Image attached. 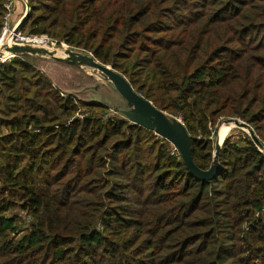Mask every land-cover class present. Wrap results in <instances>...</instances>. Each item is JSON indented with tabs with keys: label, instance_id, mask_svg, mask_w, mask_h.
Listing matches in <instances>:
<instances>
[{
	"label": "trees",
	"instance_id": "16d2710c",
	"mask_svg": "<svg viewBox=\"0 0 264 264\" xmlns=\"http://www.w3.org/2000/svg\"><path fill=\"white\" fill-rule=\"evenodd\" d=\"M28 1L21 29L87 49L181 117L199 168L222 119L264 144V0ZM30 59L0 63V264H264V153L250 135L228 137L217 176L200 179Z\"/></svg>",
	"mask_w": 264,
	"mask_h": 264
},
{
	"label": "water",
	"instance_id": "95a60500",
	"mask_svg": "<svg viewBox=\"0 0 264 264\" xmlns=\"http://www.w3.org/2000/svg\"><path fill=\"white\" fill-rule=\"evenodd\" d=\"M18 55L52 59L82 70H90L91 75L104 80L112 91V93L101 95L102 100L94 99L90 102L108 107L114 112H120L132 124L149 129L170 141L178 151L183 163L194 176L206 180H213L217 176L222 149L221 143L217 142L216 144L214 161L211 167L207 170L199 168L193 158L191 134L182 118L158 108L152 101L136 91L123 73L99 61L92 53L79 51L71 47L59 49L43 45L8 42L1 46L0 63L9 56ZM4 56L6 57L3 58ZM99 88L100 83L95 86L96 90ZM114 95L118 98L117 103L108 101ZM223 122L247 129L257 146L260 149L263 148V143L247 122L238 118H227Z\"/></svg>",
	"mask_w": 264,
	"mask_h": 264
},
{
	"label": "rangeland",
	"instance_id": "374dc122",
	"mask_svg": "<svg viewBox=\"0 0 264 264\" xmlns=\"http://www.w3.org/2000/svg\"><path fill=\"white\" fill-rule=\"evenodd\" d=\"M20 2V5L24 7V12L27 8V3L29 2L28 0H16V4ZM27 16L23 18L26 19ZM18 21V20H17ZM16 21V22H17ZM22 21V22H23ZM250 36V34H249ZM250 38V37H249ZM56 41H59L56 39ZM61 41V40H60ZM59 41V44L53 45L51 48H74L79 51H86L90 52L85 48H80V47H72L71 45H68L64 41ZM62 43H64L62 45ZM1 49V48H0ZM91 53V52H90ZM4 56L3 58H5ZM36 59H30L35 67L37 69H40V72L44 75H46L48 78L51 79L53 85L57 87L63 95L69 94L73 95L75 98L89 102L90 100H102L101 95H105L107 93H112L111 89L107 86L104 80L101 78L91 75L90 70H82L81 68L68 65L59 61H55L52 59H45V58H37ZM29 60V61H30ZM100 83V88L98 90L95 89V86ZM108 100V99H107ZM113 103L118 102V98L116 95H114L110 100ZM87 109V108H85ZM101 110H95L92 111L95 116H98L100 114ZM112 114V115H111ZM119 117L121 118L123 116L122 113L120 112H114L113 110L106 111L104 112V117L107 119L108 117ZM124 117V116H123ZM227 119V118H226ZM225 119H222L221 122L219 123L217 127V132L213 136V145L216 147L217 142L221 143V145H224L225 140L229 137L232 141H238L240 142V139L243 136H248L249 131L247 129L239 128L236 127L234 124H226L224 123ZM241 120V119H240ZM243 121V120H241ZM222 126H225L228 130L226 132V135L221 139V134H220V129ZM140 136L143 137V139H148L151 142L156 141L157 139H160L162 143H165L168 147L169 150L174 151L175 147L174 145L166 140L165 138L157 135L153 131H143ZM165 139V140H164ZM216 150V149H215ZM18 214L25 220L27 221L26 218V211H18Z\"/></svg>",
	"mask_w": 264,
	"mask_h": 264
},
{
	"label": "built area",
	"instance_id": "2783aa9c",
	"mask_svg": "<svg viewBox=\"0 0 264 264\" xmlns=\"http://www.w3.org/2000/svg\"><path fill=\"white\" fill-rule=\"evenodd\" d=\"M5 12L2 16V28L0 31V48L2 45L8 42L15 43H28L34 45H43L52 47L55 44H59V41L50 37L47 34H30L25 29H21L20 25L23 18L31 13V6L27 3V8L23 14V17L17 22H13V14L16 8V0H7L5 3ZM64 43H62L63 45ZM261 151L264 153V144Z\"/></svg>",
	"mask_w": 264,
	"mask_h": 264
},
{
	"label": "crops",
	"instance_id": "0c3cea01",
	"mask_svg": "<svg viewBox=\"0 0 264 264\" xmlns=\"http://www.w3.org/2000/svg\"><path fill=\"white\" fill-rule=\"evenodd\" d=\"M24 14V7L20 5V2L16 4V8L13 14V22H16L17 20L21 19Z\"/></svg>",
	"mask_w": 264,
	"mask_h": 264
},
{
	"label": "bare ground",
	"instance_id": "6f19581e",
	"mask_svg": "<svg viewBox=\"0 0 264 264\" xmlns=\"http://www.w3.org/2000/svg\"><path fill=\"white\" fill-rule=\"evenodd\" d=\"M227 130L228 129L225 126L221 127V129H220L221 139H223V137L226 135Z\"/></svg>",
	"mask_w": 264,
	"mask_h": 264
}]
</instances>
